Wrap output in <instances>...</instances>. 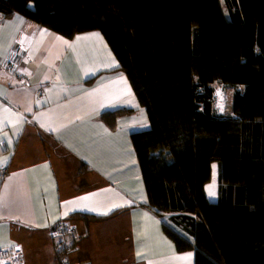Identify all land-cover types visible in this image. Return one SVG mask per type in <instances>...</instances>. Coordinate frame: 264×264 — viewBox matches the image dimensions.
Wrapping results in <instances>:
<instances>
[{"label":"trees","instance_id":"obj_1","mask_svg":"<svg viewBox=\"0 0 264 264\" xmlns=\"http://www.w3.org/2000/svg\"><path fill=\"white\" fill-rule=\"evenodd\" d=\"M17 13L70 39L104 35L147 111L133 142L177 249L196 264H264V0H0V16ZM217 83L233 89L224 114Z\"/></svg>","mask_w":264,"mask_h":264},{"label":"crops","instance_id":"obj_2","mask_svg":"<svg viewBox=\"0 0 264 264\" xmlns=\"http://www.w3.org/2000/svg\"><path fill=\"white\" fill-rule=\"evenodd\" d=\"M150 127L100 31L70 39L0 16V248H21L24 264H196L165 232L171 214L150 204L133 142ZM218 175L214 162L211 202ZM60 223L70 227L62 255Z\"/></svg>","mask_w":264,"mask_h":264},{"label":"built area","instance_id":"obj_3","mask_svg":"<svg viewBox=\"0 0 264 264\" xmlns=\"http://www.w3.org/2000/svg\"><path fill=\"white\" fill-rule=\"evenodd\" d=\"M20 79H24L22 76ZM7 146L4 142H0V153L7 151ZM6 172V169L0 170V177ZM70 229L65 223L58 224V227L53 231V235L56 240L57 246L62 247L65 241V235ZM25 256L23 250L17 246H5L0 248V264H24ZM63 264H69L66 259H64Z\"/></svg>","mask_w":264,"mask_h":264},{"label":"rangeland","instance_id":"obj_4","mask_svg":"<svg viewBox=\"0 0 264 264\" xmlns=\"http://www.w3.org/2000/svg\"><path fill=\"white\" fill-rule=\"evenodd\" d=\"M216 97H215V106L216 110L220 114H224L227 110L228 104L231 102L232 98V87L226 86L225 84L217 83L216 86ZM218 93L220 95H218ZM223 105V111L220 110L219 105Z\"/></svg>","mask_w":264,"mask_h":264},{"label":"snow or ice","instance_id":"obj_5","mask_svg":"<svg viewBox=\"0 0 264 264\" xmlns=\"http://www.w3.org/2000/svg\"><path fill=\"white\" fill-rule=\"evenodd\" d=\"M218 95H220L219 93H218ZM219 108H220V110L221 111H223V105L221 104V105H219ZM7 111V110H6ZM144 121H145V123H143V124H136V125H133V126H143V127H146L147 126V124H146V118H142ZM7 143H10V140L9 141H6ZM211 195H215V192L214 191H212L211 193H210ZM93 195H95V194H93ZM89 197H87V196H85V197H81V198H79V199H81V200H87ZM65 203H73V201H68V202H65ZM74 211H75V209H74ZM65 215H67V213H65ZM187 256H191V254H187Z\"/></svg>","mask_w":264,"mask_h":264}]
</instances>
